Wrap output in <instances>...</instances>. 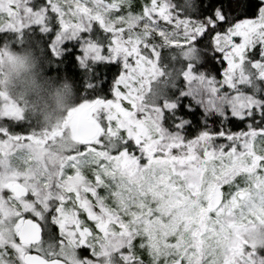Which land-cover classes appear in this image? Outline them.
<instances>
[{"label":"snow or ice","instance_id":"1","mask_svg":"<svg viewBox=\"0 0 264 264\" xmlns=\"http://www.w3.org/2000/svg\"><path fill=\"white\" fill-rule=\"evenodd\" d=\"M15 48L74 103L0 89V264H264V0H0Z\"/></svg>","mask_w":264,"mask_h":264},{"label":"clouds","instance_id":"2","mask_svg":"<svg viewBox=\"0 0 264 264\" xmlns=\"http://www.w3.org/2000/svg\"><path fill=\"white\" fill-rule=\"evenodd\" d=\"M9 58L0 64V79L6 80L0 89L8 91L14 98L23 100L31 97L36 102L33 123L39 126H54L74 103L71 82L56 81L47 72L48 65L42 63L37 52L28 48L12 49ZM54 75V74H53ZM65 85L68 87L65 88ZM50 99L55 106L48 114H42L39 108L40 97Z\"/></svg>","mask_w":264,"mask_h":264},{"label":"trees","instance_id":"3","mask_svg":"<svg viewBox=\"0 0 264 264\" xmlns=\"http://www.w3.org/2000/svg\"><path fill=\"white\" fill-rule=\"evenodd\" d=\"M251 2L255 5H259L261 3V0H251ZM134 4L135 5H140L141 4V0H134ZM241 19L244 18L243 16L240 17ZM16 50H20V48H15ZM217 68H219V64L216 65ZM69 73L75 72L76 70L74 68H72L70 65L67 66L66 69ZM219 78V77H218ZM51 100L47 99L45 96L40 97L39 99V108H45L47 111V109L52 108L54 105L51 104ZM185 103H187V101H185ZM31 105H29L31 108L33 107L32 103H30ZM51 104V105H50ZM33 118V117H32Z\"/></svg>","mask_w":264,"mask_h":264},{"label":"rangeland","instance_id":"4","mask_svg":"<svg viewBox=\"0 0 264 264\" xmlns=\"http://www.w3.org/2000/svg\"><path fill=\"white\" fill-rule=\"evenodd\" d=\"M142 2H143V0H141V3H142ZM24 101H26L29 105H31L30 103H32L33 107H32V108L30 107V108L33 109L34 111L30 112V115L33 117L34 112H35V109H36V102H35L34 99L31 98V97L25 99ZM51 104H52V103H51ZM51 104H50V105H51ZM54 107H55V106H53L52 108L47 109V111H45V110H46L45 108H40V110H41V113H42V114H48V113H50V112L54 109Z\"/></svg>","mask_w":264,"mask_h":264}]
</instances>
